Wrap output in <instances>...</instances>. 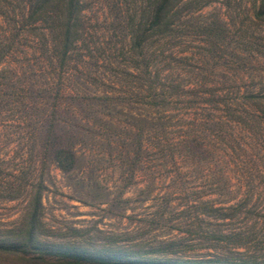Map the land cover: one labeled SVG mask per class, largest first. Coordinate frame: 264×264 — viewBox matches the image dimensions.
<instances>
[{"label":"rangeland","instance_id":"374dc122","mask_svg":"<svg viewBox=\"0 0 264 264\" xmlns=\"http://www.w3.org/2000/svg\"><path fill=\"white\" fill-rule=\"evenodd\" d=\"M81 1L82 33L67 72L51 84L66 107L59 128L75 153L72 168L39 162L37 131L26 136L20 108L3 100L11 74L8 58L0 59V229L18 221L40 178L41 219L54 241L146 247L183 235L186 252L264 264L261 211L194 218L198 200L213 197L216 184L264 185V102L246 106L244 97L264 90V17L254 16L259 0H180L170 32L138 48L131 32L147 0ZM7 5L0 0V54L9 42L11 17L1 12ZM22 40L14 38L13 62ZM21 77L12 76V85L20 88ZM43 79L33 78L32 86ZM151 86L166 91L162 101ZM233 97L247 116L238 125L227 105ZM51 100L36 105L35 119ZM183 135L202 140L204 154L187 152ZM198 222L220 228L227 243L206 244L209 231L201 234ZM238 240L245 243H230ZM0 264L18 263L0 254Z\"/></svg>","mask_w":264,"mask_h":264},{"label":"trees","instance_id":"16d2710c","mask_svg":"<svg viewBox=\"0 0 264 264\" xmlns=\"http://www.w3.org/2000/svg\"><path fill=\"white\" fill-rule=\"evenodd\" d=\"M15 2L16 9L12 2ZM180 0H147L140 11L138 21L131 32V46L140 47L151 36L168 33L171 30L172 17L177 15L176 5ZM10 6H5L2 14H8L6 33L9 42L0 54V59L7 57L8 69L11 76L5 84L9 86L5 92L4 101L10 103L11 109L17 105V116L22 122L26 136L31 129L37 131V152L39 162L49 158L56 167L68 170L75 163V153L68 140V135L59 128V122L64 120L65 106H60L59 86H51L53 79L60 78L67 72L68 59L82 33L81 0H7ZM256 18L264 17V0H259L254 10ZM15 37L23 38L21 55L13 62L14 49L12 43ZM10 56V58H9ZM22 74L19 86L12 85V76ZM45 79L39 86H32L37 76ZM42 84L43 86H40ZM50 85V86H49ZM14 86V87H12ZM47 90L39 94L36 90ZM150 87H148L149 89ZM54 89V90H53ZM150 90V89H149ZM53 91L52 94L49 92ZM162 86H151V94L162 101L165 95ZM246 106L260 105L264 102V90L246 91ZM71 95V93L69 94ZM51 98L49 109L36 117L38 106L45 97ZM22 97V98H21ZM2 98H0L1 100ZM154 100V99H153ZM19 102V104H17ZM243 102V104H245ZM2 103V101H1ZM234 113L232 117L238 125L247 116L244 106L240 109L232 102H227ZM228 109V110H229ZM158 110H162L158 108ZM164 111V110H162ZM230 111V110H229ZM16 113V112H15ZM34 123L32 126L31 124ZM183 147L194 156H202L205 151L202 140L195 136L183 135ZM27 197L24 210L18 221L8 228L0 229V254L7 255L18 264H260L249 263L247 259H232L227 254L209 253L192 254L184 249L186 240L183 235L161 238L156 242L147 243L146 247L139 243L105 245L104 243H87L78 240L57 241L49 238L48 230L41 219V180ZM213 197L198 200L195 205L194 218L201 220L205 217L224 219L239 214L262 212L264 214V185L238 186L235 190L231 185L216 186L212 190ZM197 228L201 234H207L198 222ZM227 234L215 226L210 227L206 244L214 245L218 241L227 243ZM233 245L243 244L230 241Z\"/></svg>","mask_w":264,"mask_h":264}]
</instances>
